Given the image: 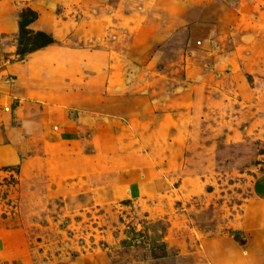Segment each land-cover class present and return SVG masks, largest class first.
Masks as SVG:
<instances>
[{
    "label": "rangeland",
    "instance_id": "rangeland-1",
    "mask_svg": "<svg viewBox=\"0 0 264 264\" xmlns=\"http://www.w3.org/2000/svg\"><path fill=\"white\" fill-rule=\"evenodd\" d=\"M263 178L264 0H0V264H264Z\"/></svg>",
    "mask_w": 264,
    "mask_h": 264
},
{
    "label": "crops",
    "instance_id": "crops-1",
    "mask_svg": "<svg viewBox=\"0 0 264 264\" xmlns=\"http://www.w3.org/2000/svg\"><path fill=\"white\" fill-rule=\"evenodd\" d=\"M258 187H259L257 189L258 193H256V196L259 199L260 203L258 204V208H256L253 212L250 213L251 216L249 215L248 219L251 217V221L256 222L257 224L260 223L263 224L264 223V180L263 182L261 181L260 184H258ZM246 261H249L248 258ZM251 261H253V259H251Z\"/></svg>",
    "mask_w": 264,
    "mask_h": 264
},
{
    "label": "trees",
    "instance_id": "trees-1",
    "mask_svg": "<svg viewBox=\"0 0 264 264\" xmlns=\"http://www.w3.org/2000/svg\"><path fill=\"white\" fill-rule=\"evenodd\" d=\"M234 238H235L236 240H240L239 232H238V231L234 232Z\"/></svg>",
    "mask_w": 264,
    "mask_h": 264
}]
</instances>
